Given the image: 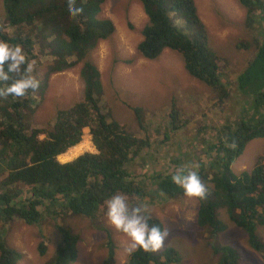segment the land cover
Segmentation results:
<instances>
[{
  "label": "trees",
  "instance_id": "16d2710c",
  "mask_svg": "<svg viewBox=\"0 0 264 264\" xmlns=\"http://www.w3.org/2000/svg\"><path fill=\"white\" fill-rule=\"evenodd\" d=\"M105 1L74 0V6L83 11L78 17H71L67 10L69 0H2L4 20H0V40L12 46L20 44L31 65L42 57L50 58L43 67L46 74L39 87H47L51 75L81 64L79 76L84 95L81 102L57 111L51 126L40 129L25 121V115L34 112L32 96L38 89L21 98L0 96V228L19 220L39 230L45 220L56 223L69 216L92 218L100 205L117 193L127 197L146 196L149 188L145 181L135 180L133 164L155 144L150 137L164 135L168 140V134L182 128L183 124L178 122L182 116L173 101L165 113L169 121L164 129L169 131L163 133L160 126L150 128L151 123L145 121L141 108H132L139 135L112 119L111 114L101 112L99 101L105 100L107 92L89 52L110 40L115 32L110 19L99 17ZM139 1L147 22L141 30L136 55L153 61L164 50L178 54L186 72L209 87L218 104H225L231 98L227 72L223 71L225 59L209 47L208 31L194 0ZM236 2L244 9L249 26L264 20V0ZM174 19L197 28V35L188 37L174 25ZM27 26L32 33L22 32ZM6 29L13 32L8 34ZM21 32L24 37L20 36ZM253 40L256 54L236 79L238 92L248 93L251 98L241 104L237 121L225 123L218 130L213 128L217 134L215 143L202 141L203 151L199 156L204 155V160L190 159L184 170L197 171L205 189L208 184L212 187L206 191L205 198L196 199V224L215 237L225 229L217 218V210L225 208L230 222L246 232L249 246L261 254L264 262V244L255 233L257 226L264 225V156L258 157L249 171L237 175L231 169L233 159L247 143L264 137V42L259 38ZM240 46L243 50L250 49L246 42L236 47L240 49ZM30 74L35 76L37 72L34 69ZM7 83L0 82V88ZM183 121L188 123L187 119ZM84 129L89 130L95 153L86 152L60 163L57 157L81 143ZM144 159H141L143 163ZM179 164L174 162V173L166 170L156 173L151 181L158 192L171 199L185 196L171 182L172 175L180 170ZM151 222L161 225L154 218ZM56 227L60 241L53 258L44 264H71L77 258L78 236L58 223ZM44 242L38 246L41 256L47 250ZM107 246L106 264H113L114 246L110 239ZM213 253L218 256V264H239L237 253L230 247H213ZM21 259L22 255L7 246L0 236V264H19ZM178 262L176 250L166 248L161 253L137 251L125 264Z\"/></svg>",
  "mask_w": 264,
  "mask_h": 264
},
{
  "label": "rangeland",
  "instance_id": "374dc122",
  "mask_svg": "<svg viewBox=\"0 0 264 264\" xmlns=\"http://www.w3.org/2000/svg\"><path fill=\"white\" fill-rule=\"evenodd\" d=\"M194 3L208 31L209 47L225 59L223 71L227 72L231 98L222 106L218 104L211 96L209 87L191 77L181 57L174 52L164 50L153 61L138 57L136 46L141 41V30L147 22L140 1L106 0L99 17L110 19L115 32L110 40L99 43L89 52V58L99 71L101 84L107 92L105 100L101 97L99 107L104 115L111 114L112 119L136 135L140 131L137 130L132 108L143 109L145 121L151 123L150 128L160 126L161 133L169 131L164 129L169 121L165 113L169 111L172 101L182 116L178 121L183 124L182 128L177 133L168 134V140L164 135L150 137L155 144L146 149L132 166L135 180L145 181L149 191L144 197H128L129 202L145 204L150 217L159 220L170 233L165 245L156 253L172 248L179 255L177 264H218L213 247H230L237 253L239 264H264L261 254L249 246L246 232L230 222L225 208L217 210V218L225 229L211 237L208 230L196 224L197 200L182 195L171 199L152 186L151 181L156 173L165 170L169 174L175 172V161H179V169L184 170L190 164V159L199 157L204 160V155L199 156L203 151L202 141L215 143V130L221 129L225 123L237 121L241 104L251 98L248 93H239L236 89L237 75L256 54L253 38L264 42V20H258L257 25L246 24L245 11L236 0H194ZM0 20H4L2 0ZM173 22L188 37L197 35V28L183 20L174 19ZM6 31L8 34L13 32L12 29ZM26 31L33 32L30 26L22 32ZM22 32L20 36L24 37ZM243 42L249 43L250 49L236 47ZM114 58L116 63H113ZM47 61H50L49 57H42L31 65V72L35 69L37 74L34 77L39 83L44 81L46 71L43 67ZM80 68L81 64H78L68 71L51 75L47 87H39L33 93L34 112L26 114L25 121L39 129L51 126L57 111L81 102L84 94ZM185 119L188 121L186 124ZM83 135V139H86L80 154L66 157L72 149L68 150L59 160L57 157L60 163L69 162L85 152L95 153L89 131L85 130ZM260 156H264V137L247 143L241 154L233 159L231 169L237 175L249 171ZM141 159L145 160L144 163ZM210 190L212 187L208 184L206 191ZM56 223L78 236L77 258L71 264H106L108 239L114 246L113 264H125L130 256L126 252L127 238L107 222L105 204L100 205L92 218L69 216ZM56 223L45 220L38 230L14 220L0 228V236L7 246L22 255L19 264H44L53 258L56 244L60 241ZM255 233L264 244V225L257 226ZM41 241H45L47 247L44 256L38 251Z\"/></svg>",
  "mask_w": 264,
  "mask_h": 264
},
{
  "label": "clouds",
  "instance_id": "9594fccd",
  "mask_svg": "<svg viewBox=\"0 0 264 264\" xmlns=\"http://www.w3.org/2000/svg\"><path fill=\"white\" fill-rule=\"evenodd\" d=\"M67 10L71 17H78L83 11L74 6V0H69ZM30 73L31 64L23 47L20 44L12 46L7 41L0 40V82H8L6 87L0 88V96L21 98L30 91L37 90L39 81ZM85 130L88 129H84L83 134ZM171 182L182 189L189 199L205 198L206 189L197 171L178 170L172 175ZM105 215L108 224L127 238L128 255L137 251L156 253L169 238L170 233L166 227L151 222L145 204L130 203L124 194H114L105 201Z\"/></svg>",
  "mask_w": 264,
  "mask_h": 264
},
{
  "label": "bare ground",
  "instance_id": "6f19581e",
  "mask_svg": "<svg viewBox=\"0 0 264 264\" xmlns=\"http://www.w3.org/2000/svg\"><path fill=\"white\" fill-rule=\"evenodd\" d=\"M86 138H82V141H81V143L79 144V147H78V145L76 146V148H74V149H70L71 151L66 155V157L68 156H77L78 154H80V152L82 151V149H83V142H84V140H85ZM86 146H87V144H86ZM66 154V153H65Z\"/></svg>",
  "mask_w": 264,
  "mask_h": 264
},
{
  "label": "crops",
  "instance_id": "0c3cea01",
  "mask_svg": "<svg viewBox=\"0 0 264 264\" xmlns=\"http://www.w3.org/2000/svg\"><path fill=\"white\" fill-rule=\"evenodd\" d=\"M74 148H76V147H74ZM74 148H72V149H74ZM68 152H69V151H68ZM68 152H67V153H68ZM65 155H66V154H62V155H60V156L58 157V160H59L60 157L65 156ZM73 159H74V158H73ZM59 162H60V161H59ZM62 162H66V161H62Z\"/></svg>",
  "mask_w": 264,
  "mask_h": 264
}]
</instances>
